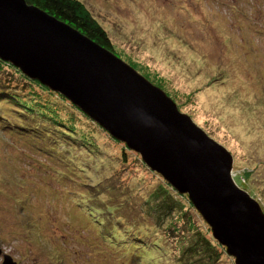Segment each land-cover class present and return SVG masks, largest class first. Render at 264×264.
Masks as SVG:
<instances>
[{
	"label": "rangeland",
	"instance_id": "374dc122",
	"mask_svg": "<svg viewBox=\"0 0 264 264\" xmlns=\"http://www.w3.org/2000/svg\"><path fill=\"white\" fill-rule=\"evenodd\" d=\"M77 1L106 31L115 56L231 154L234 183L264 213V0ZM14 69L0 63V80L23 93ZM67 101H57L51 114L86 144L78 146L92 144V154L69 146L63 135L40 141L9 134V111L0 105V264L5 256L15 264H138L125 255L133 254V245L102 240L112 225L128 242L132 230L141 238L158 234L146 254L152 264H203L185 248L196 231L212 234L188 197L137 153L126 149L123 161L124 144ZM165 190L180 205L173 214L179 218L165 209L160 221L157 204ZM222 250L216 264H235Z\"/></svg>",
	"mask_w": 264,
	"mask_h": 264
},
{
	"label": "water",
	"instance_id": "95a60500",
	"mask_svg": "<svg viewBox=\"0 0 264 264\" xmlns=\"http://www.w3.org/2000/svg\"><path fill=\"white\" fill-rule=\"evenodd\" d=\"M0 60L64 97L186 195L235 264H264V213L234 183L231 154L161 89L25 0H0Z\"/></svg>",
	"mask_w": 264,
	"mask_h": 264
},
{
	"label": "trees",
	"instance_id": "16d2710c",
	"mask_svg": "<svg viewBox=\"0 0 264 264\" xmlns=\"http://www.w3.org/2000/svg\"><path fill=\"white\" fill-rule=\"evenodd\" d=\"M25 1L27 4L38 7L39 9L43 10L45 13L68 24L69 26L73 27L74 29L78 30L80 33H82L83 35L91 39L93 42L97 43L101 47L107 49L108 51L114 54L112 43L106 31L90 15L87 9L79 1L77 0H25ZM0 63L7 65L12 70H15L12 66H10L6 62H3L0 60ZM15 72L18 74V76L21 77V82L23 86V89L21 91H23V93L10 89L9 87L6 86L7 81L0 80V105L7 106V110L10 112V114L8 112L7 119L10 118L11 119L10 122L13 119H15L16 121V123L10 124V122H7L5 120L7 123H9V124H6L5 131L9 132V134L15 133V134H19L22 136L34 137L40 141H41V138L43 139V137H45L46 139L50 138V139L56 140V139H59V135H63V137L65 138L70 137L69 142L66 140L67 144L68 143L71 144L69 146L78 148V150H86L87 152L91 154L94 153V148L92 147L91 142H90L91 146L87 145L88 147H85V148L84 146L82 147L78 146V145H86V144L84 142L80 144L81 139L76 140L71 137V135L73 134V131H70L68 129L69 127L63 124L64 122H62L63 121L62 118L52 116L51 107H54V105H57V101L58 103L65 102V98L55 92L50 91L48 88H46L45 86H42L37 81L30 80L18 70H16ZM53 97H55L56 99L59 98L60 101L54 99ZM52 98L54 100H52ZM67 103L69 104L68 101ZM70 105L73 109L79 110L71 103ZM82 116L87 117L84 113H82ZM0 119L4 120L2 118ZM87 120L94 122L88 117H87ZM32 133H35V135H33ZM126 149L128 148L124 145L122 149V153H121V158L123 159V161L126 160L127 158L126 156L127 154L126 152H124L126 151ZM171 193L172 192H168V190H165L164 193L159 198L160 200H158L157 210H159L158 218H160V221L161 219L162 220L165 219V213L166 215L170 214L173 218L174 217L173 214L175 213V210L177 208L180 209L179 208L180 205L177 204V201L175 200L174 195ZM113 194L116 195L115 193ZM165 209H166V212H165ZM94 211L95 210H91L88 214L92 217V213ZM185 214L186 213H181V217L183 215L185 216ZM175 217H178V216H175ZM176 221L177 219H175L169 225H171L172 227V223H174L176 227V225L179 223V222L176 223ZM186 222H188L189 226L195 227L194 225L195 222L191 218V216H189V219ZM95 225L97 226L98 229L102 228V226H98L97 224ZM160 225H163V224H160ZM175 227H174V230H175ZM114 228H115V225H112L110 229L107 228L108 235L106 236L101 235L102 240L105 243H107L109 246L116 245L117 247L120 246L122 248L123 247L128 248L129 244L133 245V248L135 250L132 252L133 254L127 253L125 255H128V257H131V258H134V260H137L138 264H140V261L138 260H143V259L147 261L146 264L153 263L154 258L151 256H149L150 259L146 258L147 257L146 254L147 252L153 253L151 252L154 249L152 245L157 246L158 240L156 237L158 234L157 235L154 234V236H150L151 237L150 238L151 241H150V239L148 238V236H146V234H145L146 237L144 236V238H141L139 236H136L135 235L136 232L132 230L131 232L132 239H130L129 242L131 243H129L128 240L125 239V237L123 238V236H120L118 234L115 235L114 231H117V230ZM111 229H113L111 232L112 234L109 233L110 232L109 230ZM207 232L210 233L209 228H207ZM123 233L125 232H122L121 235H123ZM126 234H127V231H126ZM193 235H195V240H193V238L191 240L192 242L191 246H193V248H190L191 246H189L185 248V252L188 249L190 251L195 250L194 255L196 257H199V259L201 260L203 264L218 263L221 260L220 258H221L222 252L220 251V248H222V246L213 238V236H212L213 238L212 239L211 237H208L205 234L201 233L200 230L196 231L195 234ZM160 238L164 240L162 235L160 236ZM148 247H150V249ZM137 250L138 252H141V253H138ZM222 251L226 253V250L225 251L222 250ZM143 252H144V256H142ZM185 252L183 250L181 257L185 255Z\"/></svg>",
	"mask_w": 264,
	"mask_h": 264
}]
</instances>
